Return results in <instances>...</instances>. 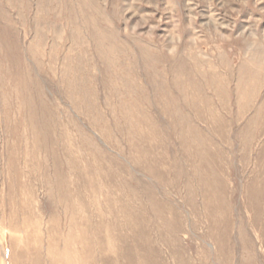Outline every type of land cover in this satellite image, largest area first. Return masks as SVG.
I'll list each match as a JSON object with an SVG mask.
<instances>
[{
	"label": "rangeland",
	"instance_id": "374dc122",
	"mask_svg": "<svg viewBox=\"0 0 264 264\" xmlns=\"http://www.w3.org/2000/svg\"><path fill=\"white\" fill-rule=\"evenodd\" d=\"M0 264H264V0H0Z\"/></svg>",
	"mask_w": 264,
	"mask_h": 264
}]
</instances>
